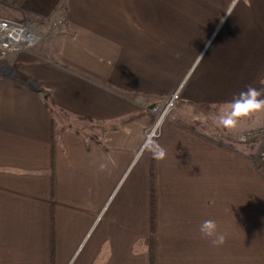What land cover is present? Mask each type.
Here are the masks:
<instances>
[{
  "label": "crops",
  "instance_id": "obj_1",
  "mask_svg": "<svg viewBox=\"0 0 264 264\" xmlns=\"http://www.w3.org/2000/svg\"><path fill=\"white\" fill-rule=\"evenodd\" d=\"M61 10L67 24L46 55L0 62V264H151V230L128 234L125 210L97 217L110 199L105 171L126 161L127 172L154 119L129 99L154 106L177 90L173 122L141 157H246L249 167L198 171L195 197L183 203L184 249L162 245L157 224L156 264H229L222 245L199 231L207 219L229 227V252L240 243L253 251L264 227V177L247 157L253 146L234 144L239 132L264 126V109L245 102V118L263 116L235 129L205 112L232 110L249 89L264 99V0H25L7 18L48 28ZM189 109L205 112L191 122ZM75 124L88 132L65 140Z\"/></svg>",
  "mask_w": 264,
  "mask_h": 264
},
{
  "label": "rangeland",
  "instance_id": "obj_2",
  "mask_svg": "<svg viewBox=\"0 0 264 264\" xmlns=\"http://www.w3.org/2000/svg\"><path fill=\"white\" fill-rule=\"evenodd\" d=\"M14 9H16V7H14L13 0H0V15L2 17L7 18L8 13L14 11ZM57 14L54 18L57 17ZM147 106L149 107V105ZM144 110L143 112L146 113L145 115L154 117L149 110ZM189 110L191 116L195 117V120L191 122H197L199 120V114L205 112L199 109ZM183 111L184 109L180 108L179 113L181 114ZM217 111V114H215L214 111L210 114L205 112L208 118L207 120L216 124H228L232 129L237 127L242 128L252 120L256 123L258 119L260 120L263 116L261 112H256V114L253 115L249 114V118H245V116H247V110L245 109L242 110L244 113L243 115H235L233 109L228 112ZM174 112L172 114V119L174 117ZM233 120L235 121L234 124L231 123ZM87 132L84 126L75 124L71 126L70 129L66 130L63 137L65 140H69L70 133L79 136ZM77 139V137H74L73 143H75ZM85 139L87 140L86 145L95 144L93 138L86 137ZM150 145L151 143L148 146L143 145L140 156L134 159L124 175L123 172L125 170L126 161L122 163L112 162L109 172L106 174L105 171L104 188L107 192L110 191V199L98 215L97 221L103 219V221L106 222L110 218L119 217L122 211L125 210L126 218L129 220L127 233L133 234L136 228L137 233L140 232L142 236H148L151 230L150 195L153 170L155 176V189L156 185L158 188V194L156 195L159 198L157 203L159 207V218L157 219L159 233L157 238L162 245L167 246L168 250H182L184 249L182 237L184 228L182 224L184 212L183 203L188 204L192 202L195 197L192 190L198 187V171L245 170L249 167V162H247L246 157H141L144 153H146V155L150 153V149H148ZM242 145L243 144L240 143L234 144L239 151H243L241 148ZM253 153L254 147L252 155ZM247 155H251V152L247 153ZM75 159L78 163L83 162L80 157H75ZM255 167L256 169L258 168L256 165ZM185 188L189 189V191L186 192L184 190ZM94 208L95 210L97 209V207ZM257 209H260V207L256 205L255 215L260 212ZM86 227L85 225L84 229ZM217 232L224 236L222 247L224 256L227 258L229 264H264V227H256V232L262 236L259 238L256 236L253 251L244 248L247 243H240V251L235 252L233 250L229 252L226 248L228 245V238L231 234L229 227L223 226L221 231L217 230ZM89 233H92V231ZM82 234L83 232L80 231L79 235L81 236Z\"/></svg>",
  "mask_w": 264,
  "mask_h": 264
},
{
  "label": "built area",
  "instance_id": "obj_3",
  "mask_svg": "<svg viewBox=\"0 0 264 264\" xmlns=\"http://www.w3.org/2000/svg\"><path fill=\"white\" fill-rule=\"evenodd\" d=\"M67 24L64 12L61 10L48 28L26 18L14 20L0 15V62L16 57L22 53L42 56L37 49L47 54V44L50 39ZM180 90L155 106H147L144 99L135 97L129 99L140 109L149 110L154 115V121L144 133V146L157 139L163 126L172 122V114L180 101ZM144 110V111H145ZM236 140L243 145L254 147L253 155L247 156L256 166L264 160V126L255 130H245L237 134Z\"/></svg>",
  "mask_w": 264,
  "mask_h": 264
},
{
  "label": "clouds",
  "instance_id": "obj_4",
  "mask_svg": "<svg viewBox=\"0 0 264 264\" xmlns=\"http://www.w3.org/2000/svg\"><path fill=\"white\" fill-rule=\"evenodd\" d=\"M259 93H257L254 89H249L246 92L241 93L239 96L235 97L231 103L233 105V111L235 115H243L242 105L247 102L251 105L249 110L253 109H264V99H260ZM237 109H241L237 111ZM231 123H235V121H231ZM163 156V152H161V157ZM200 233L208 238H211L212 243L214 245H222L224 243V236L217 232L216 222L212 219L204 220L199 228Z\"/></svg>",
  "mask_w": 264,
  "mask_h": 264
},
{
  "label": "trees",
  "instance_id": "obj_5",
  "mask_svg": "<svg viewBox=\"0 0 264 264\" xmlns=\"http://www.w3.org/2000/svg\"><path fill=\"white\" fill-rule=\"evenodd\" d=\"M9 1V0H5ZM25 0H13L14 7L17 9H20L23 2ZM42 20H38V22L41 23ZM53 101L51 99H48L47 106L50 109V111L55 114V107L53 106ZM144 114H137L129 117L128 119L123 121V124H128L130 122H133L139 118H141ZM259 172L264 177V160L258 165ZM151 212H152V221H151V235L147 240L149 252H150V259L151 264H156V234H157V222H156V190H155V176L154 171L152 170V190H151Z\"/></svg>",
  "mask_w": 264,
  "mask_h": 264
},
{
  "label": "snow or ice",
  "instance_id": "obj_6",
  "mask_svg": "<svg viewBox=\"0 0 264 264\" xmlns=\"http://www.w3.org/2000/svg\"><path fill=\"white\" fill-rule=\"evenodd\" d=\"M248 107H251V105L249 104Z\"/></svg>",
  "mask_w": 264,
  "mask_h": 264
}]
</instances>
